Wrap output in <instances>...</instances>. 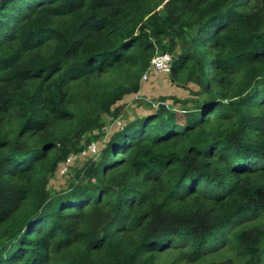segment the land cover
<instances>
[{
    "label": "trees",
    "instance_id": "trees-1",
    "mask_svg": "<svg viewBox=\"0 0 264 264\" xmlns=\"http://www.w3.org/2000/svg\"><path fill=\"white\" fill-rule=\"evenodd\" d=\"M161 52L184 121L125 122ZM0 264H264V0H0Z\"/></svg>",
    "mask_w": 264,
    "mask_h": 264
},
{
    "label": "rangeland",
    "instance_id": "rangeland-1",
    "mask_svg": "<svg viewBox=\"0 0 264 264\" xmlns=\"http://www.w3.org/2000/svg\"><path fill=\"white\" fill-rule=\"evenodd\" d=\"M198 89L199 85L196 83L191 81L186 82L184 80L179 81L174 79L171 73H155L147 83L142 84L138 94L127 95L126 98L121 101V104L124 106V111L120 116L125 122L132 121L147 110L156 109V106L164 100L171 108L173 107L177 110L178 120L183 122V109L185 106L191 105L190 103L188 105L185 104L183 100L193 98L194 92ZM139 95L141 98H139ZM106 119H108V124L104 132L107 133L110 127H114L118 124V121H113L109 116H107ZM106 133L102 134L98 131L87 132L82 141L85 142L88 138H93L92 142H95L97 145L96 150H89L88 146L90 142L87 143L86 148L75 156L69 164L68 170H65V172L61 171L60 174L58 172L55 174L50 182V188L58 190L66 187L68 180L75 175L76 169L85 166L86 162L89 160L95 159L101 149L105 147L108 139V134ZM94 135H97V137L94 138Z\"/></svg>",
    "mask_w": 264,
    "mask_h": 264
},
{
    "label": "built area",
    "instance_id": "built-area-1",
    "mask_svg": "<svg viewBox=\"0 0 264 264\" xmlns=\"http://www.w3.org/2000/svg\"><path fill=\"white\" fill-rule=\"evenodd\" d=\"M172 63H173V55L170 52H161L156 54L151 62L149 67L147 68V70L145 71V73L142 76V81L148 82L151 78V76L155 73H170L172 70ZM96 143L95 142H91L88 146L89 150H96ZM71 160V159H70ZM69 160V161H70ZM66 166H64L61 171L65 172Z\"/></svg>",
    "mask_w": 264,
    "mask_h": 264
},
{
    "label": "crops",
    "instance_id": "crops-1",
    "mask_svg": "<svg viewBox=\"0 0 264 264\" xmlns=\"http://www.w3.org/2000/svg\"><path fill=\"white\" fill-rule=\"evenodd\" d=\"M145 84V83H144Z\"/></svg>",
    "mask_w": 264,
    "mask_h": 264
}]
</instances>
